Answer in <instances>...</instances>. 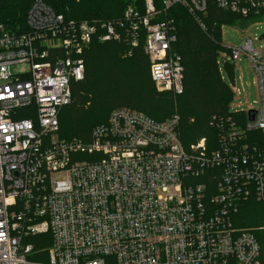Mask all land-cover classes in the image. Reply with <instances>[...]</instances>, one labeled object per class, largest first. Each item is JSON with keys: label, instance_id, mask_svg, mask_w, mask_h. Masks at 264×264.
<instances>
[{"label": "built area", "instance_id": "obj_1", "mask_svg": "<svg viewBox=\"0 0 264 264\" xmlns=\"http://www.w3.org/2000/svg\"><path fill=\"white\" fill-rule=\"evenodd\" d=\"M215 3L264 14V0ZM174 5L204 28L208 0H165L164 12ZM159 15L145 0V13L76 21L33 0L28 32L0 25V264H262L258 237L236 217L246 202L264 203V55L254 44L263 39L228 50V60L250 59L259 99L213 118L216 148L184 145L179 114L157 121L127 108L89 141L58 138L94 42L125 40L132 54L144 33L156 89L183 93L176 27Z\"/></svg>", "mask_w": 264, "mask_h": 264}, {"label": "trees", "instance_id": "obj_2", "mask_svg": "<svg viewBox=\"0 0 264 264\" xmlns=\"http://www.w3.org/2000/svg\"><path fill=\"white\" fill-rule=\"evenodd\" d=\"M68 20L108 21L122 18L129 7L145 13V0H43ZM165 0H154L161 13L158 20L174 22L177 42L173 50L182 59L183 93L158 92L150 74L145 49V34L138 46L130 48L125 40L94 42L85 54V78L72 86V103L59 115L58 138L64 141H89L94 128L106 124L110 114L119 108L142 112L164 121L175 111L181 117L179 133L188 146L206 139L214 144L218 132L214 117L230 116L233 92L224 82L219 57L226 52L221 38L223 25L246 28L253 19L218 8L208 0L201 24L182 6L174 5L164 12ZM33 0H0V25L6 31L21 34L29 31L28 13ZM29 117L28 115L23 118ZM239 226H264V203L246 202L236 217ZM256 235V234H255ZM261 243L264 264V237Z\"/></svg>", "mask_w": 264, "mask_h": 264}, {"label": "rangeland", "instance_id": "obj_3", "mask_svg": "<svg viewBox=\"0 0 264 264\" xmlns=\"http://www.w3.org/2000/svg\"><path fill=\"white\" fill-rule=\"evenodd\" d=\"M264 35V14L253 19L246 28L239 26L223 25L221 29V38L223 46L226 47L225 54L222 52L219 57V67L224 82L231 90L236 93L231 102L229 113L239 116L256 106L259 99L258 88L256 84V72L252 68L250 59L242 56L241 60H228V50L241 47L247 37L252 40L260 39ZM255 49L260 50L264 55V39L261 42H255ZM178 114L177 111L170 114ZM241 229L249 230L256 235L261 233L264 237V226H239ZM263 249V247H262ZM263 258V257H262Z\"/></svg>", "mask_w": 264, "mask_h": 264}, {"label": "water", "instance_id": "obj_4", "mask_svg": "<svg viewBox=\"0 0 264 264\" xmlns=\"http://www.w3.org/2000/svg\"><path fill=\"white\" fill-rule=\"evenodd\" d=\"M261 39H264V35H263V36H261ZM251 119H253V118H251Z\"/></svg>", "mask_w": 264, "mask_h": 264}]
</instances>
